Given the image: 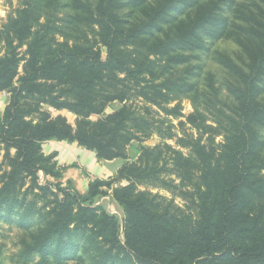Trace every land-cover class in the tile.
Instances as JSON below:
<instances>
[{
	"label": "trees",
	"instance_id": "1",
	"mask_svg": "<svg viewBox=\"0 0 264 264\" xmlns=\"http://www.w3.org/2000/svg\"><path fill=\"white\" fill-rule=\"evenodd\" d=\"M233 4L23 0L0 25V92L9 94L0 111V221L43 222L22 261L264 264V0ZM231 9L241 22H231ZM229 34L246 68L219 54L234 105L210 79L225 105L210 119L196 101L202 66L193 63ZM190 94L194 110L185 114ZM153 135L161 142L144 145ZM49 140L125 162L82 194L63 183L57 153L43 152ZM108 195L121 219L98 203Z\"/></svg>",
	"mask_w": 264,
	"mask_h": 264
},
{
	"label": "rangeland",
	"instance_id": "2",
	"mask_svg": "<svg viewBox=\"0 0 264 264\" xmlns=\"http://www.w3.org/2000/svg\"><path fill=\"white\" fill-rule=\"evenodd\" d=\"M233 8L246 9L253 6L254 2L257 0H233ZM23 0H0V25H4L7 22L9 16L14 15L18 9L21 8ZM64 14V13H63ZM229 17L231 22H241L240 18L233 12V9L229 12ZM226 54L234 62L246 68L247 58L244 54L241 47L236 41V35L229 34L226 37H223L219 40L212 42L210 51L201 54V61H195L193 64H199L202 66V70H198V75L194 78V81L197 84V89L199 92L198 98H196L200 109L207 111L210 119H215L214 115L218 113V109L225 108L223 103H220L215 98V93L210 88V79L214 83L215 88H217L218 97L223 102H226L230 105H234V99L228 91V86L232 83L233 77L229 71L219 62V54ZM181 72L182 68H179ZM215 94V95H214ZM6 96V93L0 94V103L3 101V98ZM192 98L194 96L186 95L182 99L183 112L189 114L194 110ZM121 106L119 102L111 104L107 109L108 112L118 109ZM216 106V107H215ZM53 114L59 112L49 109ZM62 114L66 115L71 122H74L75 116L67 111H61ZM160 115H163L160 113ZM164 116V115H163ZM158 117V116H157ZM174 124H178V120L172 119ZM189 132H196L190 126H188ZM261 136L264 140V129H261ZM222 141V137L216 139V143ZM161 142V138L157 135H153L150 139L144 142L146 146H155ZM173 144V141H168ZM136 147L137 143H134L130 150L129 155L132 159L136 156ZM264 153V150H263ZM123 159H119L121 162ZM125 161V160H124ZM264 173V172H263ZM40 180L43 182L45 180L43 173L40 174ZM114 175V174H113ZM50 181L55 182L50 178ZM63 183L66 184L67 180L62 179ZM99 204L105 206V208L110 212L121 219L123 217V211L121 208L112 206L114 203L109 200V197H100L98 200ZM42 221H37L36 225L24 229L16 224H10L5 221H0V264H36L38 259H35L31 262H24L19 258L20 253L24 249V243H31L33 236L37 233L39 228L42 226ZM66 264H90L89 260L83 256L81 259L70 261Z\"/></svg>",
	"mask_w": 264,
	"mask_h": 264
},
{
	"label": "crops",
	"instance_id": "3",
	"mask_svg": "<svg viewBox=\"0 0 264 264\" xmlns=\"http://www.w3.org/2000/svg\"><path fill=\"white\" fill-rule=\"evenodd\" d=\"M8 101L9 94L6 93V96L0 103V111L4 109ZM43 152L45 154L57 153L56 159L59 166L63 168L64 179L72 181L74 187L82 194L87 192L90 180L112 176L125 162L124 160L119 162V159L110 161L99 160L94 151L88 150L77 143L67 141H46L43 143ZM104 197H109L111 202L114 201L109 195ZM112 206L114 208L115 206L119 207L115 201Z\"/></svg>",
	"mask_w": 264,
	"mask_h": 264
}]
</instances>
